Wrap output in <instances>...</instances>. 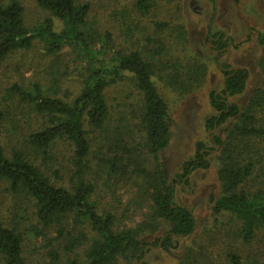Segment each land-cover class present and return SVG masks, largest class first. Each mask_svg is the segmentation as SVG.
<instances>
[{"label": "rangeland", "instance_id": "374dc122", "mask_svg": "<svg viewBox=\"0 0 264 264\" xmlns=\"http://www.w3.org/2000/svg\"><path fill=\"white\" fill-rule=\"evenodd\" d=\"M19 1L28 27H39L51 17L36 0ZM78 1L90 6L83 27L93 36L87 40L89 52L71 44L52 51L38 39L30 49L16 50L0 60V109L5 114L0 144L6 155L24 152L52 183L71 189L72 144L56 140L48 149L49 158L35 149L30 136L49 122L20 102L10 88L31 90L37 84L45 97L72 103L88 80L93 51L111 66L119 54L139 52L152 64L153 81L169 106V147L151 152L141 118L143 95L130 74L105 91L110 109L106 129L114 136L110 144L103 140L105 131L93 132L85 123L91 140L86 180L95 186L91 200L100 214L115 216V232L132 230L146 244L142 250L124 252L115 264H235L234 256L239 264H264V227L247 244L241 237V220L213 210V200L224 192L220 171L228 150L242 165H251L252 173L240 189L264 191V136L241 133L245 126L264 129V0H149L151 8L145 14L138 10L139 0ZM52 19L55 31L62 32L64 22ZM217 33L224 35L221 52L215 51L220 48L211 40ZM221 65L245 69L247 86L244 93L229 98L239 107V115L208 130L207 119L217 115L210 93L223 90ZM120 128H125L126 141L117 137L115 143ZM198 143L209 152L205 158L209 166L195 170L183 182L179 178L183 165L195 159ZM162 170L167 184L177 181L174 202L193 212L196 220L193 234L174 238L167 249L153 245L170 230L169 223L158 217L153 200L155 192L162 191ZM0 224L22 235L26 264H49L53 258L57 264H84L96 238L89 224L77 223L73 216L43 225L36 201L23 191L13 192L7 182L0 183ZM0 264H4L1 259Z\"/></svg>", "mask_w": 264, "mask_h": 264}, {"label": "trees", "instance_id": "16d2710c", "mask_svg": "<svg viewBox=\"0 0 264 264\" xmlns=\"http://www.w3.org/2000/svg\"><path fill=\"white\" fill-rule=\"evenodd\" d=\"M38 5L49 12L50 16L44 23L30 28L25 22V7L19 0H0V60L10 53L20 49H30L38 39L48 43L52 51H59L66 44L83 46L85 51L91 49L87 40L92 34H86L83 27L90 12L87 3L78 0H36ZM138 10L148 13L151 4L149 0H139ZM57 18L64 22V29L58 33L54 29ZM212 35V44L225 48L224 35ZM215 37V38H214ZM216 39V40H215ZM92 52V51H91ZM90 54V53H89ZM92 55V58H91ZM90 55L92 67L88 80L77 98L66 102L57 98H47L36 84L31 90L19 85H13L10 92L20 102L32 107L36 115L46 118L49 125L30 136L32 146L49 158L48 149L58 139L68 140L73 148L72 158L74 172L71 189L59 187L52 183L45 172L21 151H15L7 156L0 144V183L7 182L13 192L23 191L36 201L37 216L45 226L58 224L60 219L73 216L77 223L89 224L95 232L93 240L86 253L84 264H115L117 258L128 250H142L146 244L140 242L132 230L115 232V216L107 213L100 214L93 203L92 195L95 186L86 180L89 169L88 156L91 152L85 123L88 122L93 132L105 131L104 141L110 144L113 138L112 130L106 127L110 123V109L105 98L107 87L114 84L126 74L132 75L137 87L143 95L142 124L146 132L148 146L152 153L165 151L172 138V122L169 106L159 93L153 81V66L142 58L139 52L119 54L116 64L107 65L98 58L96 51ZM224 74L223 90L221 93H210L211 103L217 115L206 121L208 130H215L217 126L240 113L239 107L229 102L230 97L245 92L248 72L245 69H233L220 66ZM5 119L0 109V126ZM127 128V127H125ZM125 128L117 129L116 141L124 139ZM243 135L264 136V129L243 127ZM127 136V135H126ZM214 143L221 145V141L213 138ZM216 147V146H215ZM209 152L204 151L201 143L197 144L195 159L183 165L181 177L186 180L191 173L200 168H208L205 161ZM233 151H226L224 164L220 171L223 181V194L213 200L215 213H229L235 215L242 222L241 237L245 243H252L258 228L264 227V191L250 193L241 190L242 184L252 173L251 165H242L240 158L235 157ZM160 182L162 191L157 190L153 200L159 218L170 225V230L160 238L155 245L167 249L174 238L187 237L195 231L196 220L193 212L174 202L175 188L173 180L166 183V172L162 170ZM23 237L17 231L0 224V259L4 264H26L23 257ZM148 251V250H147ZM144 255V251L141 252ZM235 264H239L238 257H231ZM49 264H57L56 259ZM70 264H82L72 261Z\"/></svg>", "mask_w": 264, "mask_h": 264}, {"label": "flooded vegetation", "instance_id": "af4514ba", "mask_svg": "<svg viewBox=\"0 0 264 264\" xmlns=\"http://www.w3.org/2000/svg\"><path fill=\"white\" fill-rule=\"evenodd\" d=\"M214 40V39H211ZM216 40V39H215ZM214 47H218V45H214ZM225 48H221V49H215L216 52H221L222 50H224Z\"/></svg>", "mask_w": 264, "mask_h": 264}, {"label": "water", "instance_id": "95a60500", "mask_svg": "<svg viewBox=\"0 0 264 264\" xmlns=\"http://www.w3.org/2000/svg\"><path fill=\"white\" fill-rule=\"evenodd\" d=\"M225 81V80H224ZM224 81H223V83H224Z\"/></svg>", "mask_w": 264, "mask_h": 264}]
</instances>
